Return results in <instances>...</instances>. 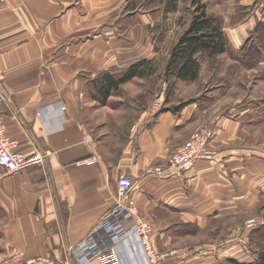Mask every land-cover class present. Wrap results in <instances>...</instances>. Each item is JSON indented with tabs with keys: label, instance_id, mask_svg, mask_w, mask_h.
I'll return each mask as SVG.
<instances>
[{
	"label": "crops",
	"instance_id": "0c3cea01",
	"mask_svg": "<svg viewBox=\"0 0 264 264\" xmlns=\"http://www.w3.org/2000/svg\"><path fill=\"white\" fill-rule=\"evenodd\" d=\"M126 8V0H0V88L9 96L0 113L6 133L24 154H48L42 167L7 174L0 166V258L21 253L77 264L79 243L113 206L120 176L130 175L133 198L153 222L152 241L165 256L158 264L241 261L239 227L211 241L177 244L256 212L264 196V144L247 137L264 124V108L260 115L232 107L216 115L210 126L220 154L171 176L152 171L165 167L190 138L202 120V101L177 114L158 113L157 101L117 146L97 139L80 118L84 102H96L91 84L97 76L159 55L156 38L145 29L152 22L136 8L122 18ZM261 19L258 9L245 23L224 25L232 47L240 48ZM258 70L264 74V62ZM95 155L100 161L84 163ZM116 252L119 264L144 263L136 239L118 244ZM87 264L102 263L94 257Z\"/></svg>",
	"mask_w": 264,
	"mask_h": 264
},
{
	"label": "rangeland",
	"instance_id": "374dc122",
	"mask_svg": "<svg viewBox=\"0 0 264 264\" xmlns=\"http://www.w3.org/2000/svg\"><path fill=\"white\" fill-rule=\"evenodd\" d=\"M126 1L128 8L122 18L125 14L130 15L134 8L137 9V12L139 10L141 14L145 15L144 18L153 24L149 23L145 29L147 33H151L156 38L159 55L153 62L155 69L153 74L138 77L123 84L120 91L112 94L106 105L97 100L93 102L91 98L84 102L80 118L87 123L97 139L109 140L113 146L124 141L127 142L130 130L134 128L141 114L145 111H152L157 101L160 105L162 103L159 110L190 99L203 102L202 120L194 127L195 130L190 138L178 149L187 143L197 130L209 127L216 115L228 112L231 107L237 108L238 111L250 108L258 115L262 114L264 74L258 70L259 67L252 66V62L248 66H244L235 58L236 53L239 54L246 42L242 43L240 48L232 47L231 52L218 55L213 59L204 58L199 80L195 82L176 81L172 88L171 84L174 82V78L167 76L165 69L171 56L172 47L189 25L194 8L193 0H178L176 8L173 10L166 9V4H163L162 0ZM201 2L207 4L209 13L219 16L223 24L228 26L240 22L245 23L248 16L253 15V12L258 9H262L264 12L263 0H201ZM137 12L133 15H136ZM260 16L262 15L260 14ZM136 18L138 19V17ZM250 34L256 36L264 33L256 32L253 28ZM261 45L262 42L257 49L260 52L263 51V45ZM251 134L252 136L247 137L248 141L254 142L256 145L264 144V124L252 128ZM143 217L154 226L152 221L144 215ZM252 219H254V223L249 224ZM220 226L217 229L215 227L208 229L197 237L183 239L178 242L177 246L211 241L223 236L222 233L239 227L237 237L241 253H244L241 262L258 261L261 254L264 253V196L259 201L254 214L238 220V223L235 221L224 222ZM190 232L197 233L198 231L192 228ZM158 253L162 255L161 252L158 251ZM15 256L17 253L0 258V264L13 260ZM226 264L231 263L228 260Z\"/></svg>",
	"mask_w": 264,
	"mask_h": 264
},
{
	"label": "built area",
	"instance_id": "2783aa9c",
	"mask_svg": "<svg viewBox=\"0 0 264 264\" xmlns=\"http://www.w3.org/2000/svg\"><path fill=\"white\" fill-rule=\"evenodd\" d=\"M8 100L9 96L0 88V103ZM61 109L65 111L66 106L63 105ZM215 136L216 130L211 126L197 130L187 143L171 154L165 167H156L152 174L171 176L188 173L194 169L199 159H215L220 154L213 143ZM47 156L48 154L42 150H37L32 154H24L20 151L18 142L7 135L3 116L0 113V166L7 174L20 172L32 166H45ZM98 161L100 158L95 155L85 159L84 163ZM133 188V178L130 175H121L113 206L94 232L78 245L77 264H87L94 257L99 258L102 264H119L116 246L134 239H136L143 255V264H158L165 257L156 250L152 241L155 227L140 214L132 195ZM252 223H254V219L249 221V224ZM2 264L70 263L60 262L49 257L26 259L17 253L13 260L5 261Z\"/></svg>",
	"mask_w": 264,
	"mask_h": 264
},
{
	"label": "trees",
	"instance_id": "16d2710c",
	"mask_svg": "<svg viewBox=\"0 0 264 264\" xmlns=\"http://www.w3.org/2000/svg\"><path fill=\"white\" fill-rule=\"evenodd\" d=\"M162 1L163 4H166V9L173 10L176 8L178 0ZM192 5L194 8L189 25L172 47L171 56L165 69L166 75L174 78V82L171 84L172 88L176 81L195 82L199 80L204 58L213 59L218 55L232 51V45L224 30L221 18L209 13L207 4L201 0H193ZM255 31L264 33V20L257 23ZM252 36L254 35L250 34L239 54L236 53L235 58L241 65L248 66L252 62V66L259 67L264 62V34H257L253 38ZM256 42L258 45L262 42V52L257 50ZM154 61L141 59L121 71L108 70L103 72L92 81V97L103 105L107 104L112 94L120 91L123 84L135 78L153 74L155 71ZM192 102L195 101L190 99L172 107H163L158 113L172 111L177 114ZM229 262L231 264H264V253L256 262H241L236 259H230Z\"/></svg>",
	"mask_w": 264,
	"mask_h": 264
}]
</instances>
